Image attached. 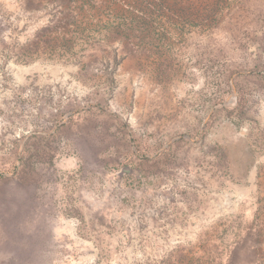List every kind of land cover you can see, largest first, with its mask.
Returning a JSON list of instances; mask_svg holds the SVG:
<instances>
[{
  "label": "rangeland",
  "instance_id": "1",
  "mask_svg": "<svg viewBox=\"0 0 264 264\" xmlns=\"http://www.w3.org/2000/svg\"><path fill=\"white\" fill-rule=\"evenodd\" d=\"M153 1L0 0V264H264V0Z\"/></svg>",
  "mask_w": 264,
  "mask_h": 264
},
{
  "label": "trees",
  "instance_id": "2",
  "mask_svg": "<svg viewBox=\"0 0 264 264\" xmlns=\"http://www.w3.org/2000/svg\"><path fill=\"white\" fill-rule=\"evenodd\" d=\"M139 1H140V4H142V0H139ZM146 1H148V5H149L148 6L149 7V16L148 17L153 18V16H155V14H156V11H155L156 10V4L154 3L153 0H146ZM164 1L167 4L169 0H164ZM164 1H163V4L165 3ZM140 4L136 3L133 5H130L129 7H128V5H126L127 8L129 9V11H127L129 13V18L127 19V21H124L123 23L116 22L114 27H112L114 29V32L117 35V37H119V36L121 37V40H123V39L124 40H132V38H134V36L136 35L137 30L135 29V25L138 24L139 27L141 25L140 21L138 19V17L140 16L139 13H141V14L143 13V15H144V13L146 14V12L148 11V9L143 8L146 6H143ZM165 5L163 6L164 8H166ZM140 6H142V7L140 8ZM123 8L125 9L126 7L123 6ZM66 10L67 9L65 8V10H63V11H66ZM125 11H126V9H125ZM169 12H172V11H169ZM152 18H151V20H152ZM125 31H128L129 34L127 36L123 37V32H125ZM130 33H132L133 36L130 35ZM121 61H122V59L119 60L117 57H115V59H114L115 65L114 66L118 67V65L121 63Z\"/></svg>",
  "mask_w": 264,
  "mask_h": 264
}]
</instances>
